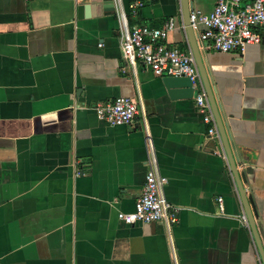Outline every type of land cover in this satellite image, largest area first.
I'll return each instance as SVG.
<instances>
[{
	"label": "crops",
	"instance_id": "1",
	"mask_svg": "<svg viewBox=\"0 0 264 264\" xmlns=\"http://www.w3.org/2000/svg\"><path fill=\"white\" fill-rule=\"evenodd\" d=\"M120 0L130 24L174 29L188 51L181 0ZM209 13L215 0H192ZM203 29V26H200ZM259 43L219 52L196 30L221 124L261 223L264 250V26ZM120 47L113 0H0V264H262L226 155L194 97H172ZM134 98L132 123L110 125L92 107ZM152 136L163 222L125 224L148 172ZM250 189V192L248 191ZM222 198L221 208L217 198Z\"/></svg>",
	"mask_w": 264,
	"mask_h": 264
},
{
	"label": "built area",
	"instance_id": "2",
	"mask_svg": "<svg viewBox=\"0 0 264 264\" xmlns=\"http://www.w3.org/2000/svg\"><path fill=\"white\" fill-rule=\"evenodd\" d=\"M120 21V47L125 59L134 64L141 61L149 66L156 75L187 76L197 88L194 97L197 109L204 113V121L210 124L208 133L219 144L217 153L226 158V152L217 128L212 109L207 99L199 71L191 52L177 47H169L164 40L174 29L175 22L168 20L163 27L130 24L128 17L119 9L120 0H114ZM141 0L128 4V12L136 15ZM191 26L200 31V39L219 52L232 49L243 50L247 44L259 43L261 34L258 29L264 26V0H215L213 10L204 13L197 9L190 11ZM203 26V29H200ZM92 109L96 116L110 125L132 123L139 113L137 100L127 96H117L114 100L95 104ZM148 172L140 194L131 212L117 213V218L125 224L163 222L171 227L177 222V208L166 200L162 188L166 179L158 172L157 152L151 134L147 131L143 138ZM217 202L221 208L222 198ZM241 219L248 226L245 214Z\"/></svg>",
	"mask_w": 264,
	"mask_h": 264
},
{
	"label": "water",
	"instance_id": "3",
	"mask_svg": "<svg viewBox=\"0 0 264 264\" xmlns=\"http://www.w3.org/2000/svg\"><path fill=\"white\" fill-rule=\"evenodd\" d=\"M114 2V0H113ZM181 8L183 14V24L188 37V41L190 44L191 52L194 56L200 79L203 84L207 99L209 101L210 107L212 109L214 118L216 120L217 128L230 164L231 171L233 173L235 184L243 205L244 214L247 220V223L250 226L253 238L255 240V244L257 246L262 264H264V250L259 238V234L257 231L256 224L261 223V220L257 219L258 214L251 196H246V190L243 188L241 184V180H244L245 175L252 172L251 168H247L243 173L239 174L235 167V162L233 161V157L231 155V150L229 149V144L227 141V137L225 136V130L223 129V125L221 124V119L219 117L218 107L216 105V100L213 92V88L210 84V79L208 78V73L205 68V60L204 54L199 50L200 42L198 41V35L195 29L192 28L191 22L189 19L190 11L193 9V1L192 0H181ZM164 83L167 88V91L172 97H183V98H191L195 97L198 90L193 85L192 81L187 76H165ZM250 192V189H248Z\"/></svg>",
	"mask_w": 264,
	"mask_h": 264
}]
</instances>
